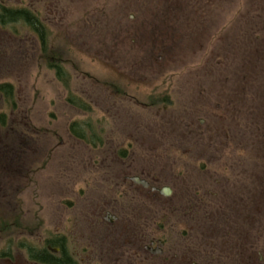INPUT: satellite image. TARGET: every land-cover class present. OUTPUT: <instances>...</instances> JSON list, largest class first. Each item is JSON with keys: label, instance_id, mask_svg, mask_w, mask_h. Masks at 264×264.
I'll return each mask as SVG.
<instances>
[{"label": "rangeland", "instance_id": "374dc122", "mask_svg": "<svg viewBox=\"0 0 264 264\" xmlns=\"http://www.w3.org/2000/svg\"><path fill=\"white\" fill-rule=\"evenodd\" d=\"M0 1L46 32L42 50L0 24V145L32 150L27 210L73 190L77 215L95 182L149 172L196 208L222 264H264V0Z\"/></svg>", "mask_w": 264, "mask_h": 264}, {"label": "flooded vegetation", "instance_id": "af4514ba", "mask_svg": "<svg viewBox=\"0 0 264 264\" xmlns=\"http://www.w3.org/2000/svg\"><path fill=\"white\" fill-rule=\"evenodd\" d=\"M21 10L27 11L0 1V24L9 19L8 11ZM33 15L43 50L45 26ZM29 152V147L0 145V264H222L216 244L203 246L196 208L176 203L172 188L159 186L149 172L128 175L124 171L112 183L95 182L97 191L78 198L83 201L77 215L73 190L49 203L35 195L36 208L27 210V188L34 180L26 168ZM54 187L57 190V181ZM157 199L164 202L160 209L155 208ZM51 202L62 206L48 219ZM66 212L62 223L60 217ZM156 216L162 219L157 225Z\"/></svg>", "mask_w": 264, "mask_h": 264}, {"label": "trees", "instance_id": "16d2710c", "mask_svg": "<svg viewBox=\"0 0 264 264\" xmlns=\"http://www.w3.org/2000/svg\"><path fill=\"white\" fill-rule=\"evenodd\" d=\"M8 20L7 21H3L1 24L2 25H6V24H10V23H14V22H19L25 24L26 26H28L30 29H32V31H34L35 33H37L39 30V23L37 22L36 17L30 12V11H25V10H21L19 12H11L8 11ZM52 68L54 69L55 75L57 77V80H59L62 84L67 85L65 78L66 75L64 76V72L63 69L59 66V65H53ZM67 87V86H65ZM0 93H2L6 99L9 98L10 94H11V88L8 85H1L0 86ZM72 96H70V98L67 99V101L71 104V105H75L74 100H72L71 98ZM161 100H165V99H161ZM81 105V104H80ZM82 108H85V105H81ZM0 123H4V119H3V115L2 117L0 116ZM74 126H76L75 124H73L70 127L71 132H73L74 136L77 138H83L81 134L77 133L74 130Z\"/></svg>", "mask_w": 264, "mask_h": 264}]
</instances>
